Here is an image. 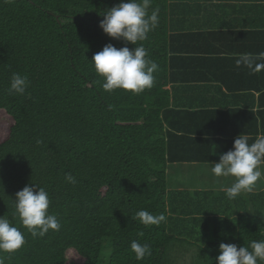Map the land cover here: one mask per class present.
Listing matches in <instances>:
<instances>
[{
	"label": "trees",
	"instance_id": "1",
	"mask_svg": "<svg viewBox=\"0 0 264 264\" xmlns=\"http://www.w3.org/2000/svg\"><path fill=\"white\" fill-rule=\"evenodd\" d=\"M119 3L0 0V216L26 239L4 254L5 264H176L185 243L171 240L184 242L187 233L145 226L133 219L138 211L184 222L231 213L225 191L207 201L170 193L167 170L213 164L239 134L249 143L264 134V71L235 64L241 54L264 55V0H151L159 24L139 43L159 70L140 94L103 90L91 61L108 43L135 47L100 27ZM13 73L30 81L23 95L9 92ZM34 184L48 192L49 212L62 225L37 238L15 215L16 193ZM259 199L235 237L221 231L235 238L230 244L264 240ZM133 241L148 244L151 255L137 260ZM219 254L210 246L201 264H217Z\"/></svg>",
	"mask_w": 264,
	"mask_h": 264
},
{
	"label": "clouds",
	"instance_id": "2",
	"mask_svg": "<svg viewBox=\"0 0 264 264\" xmlns=\"http://www.w3.org/2000/svg\"><path fill=\"white\" fill-rule=\"evenodd\" d=\"M150 6L151 0H120L119 4L104 13V18L100 21L103 31L110 37L123 40L126 44L131 43L135 47L132 49L127 46L117 48L112 43H108L101 51L93 55L91 61L95 72L104 80L103 90L112 92L116 89H123L140 94L154 86L155 73L158 72L159 65L149 58L148 50L142 43H139L147 40L148 34L159 24V9H153L149 13ZM235 64L238 68H247L252 74L259 73L264 71V55L241 54L236 58ZM29 84L30 81L26 75L13 73L9 92L23 95ZM250 139L251 137L247 134H239L234 139L233 149L223 153L219 161L213 163L211 171L214 176L235 178L234 183L225 190L229 200H235L242 193L252 192L253 195L244 198L260 201L254 196L264 191L263 188L259 192H253L257 181L262 176L260 166L264 164V134L258 135L252 143H249ZM65 180L72 184L76 183V178L70 174L65 175ZM49 207L48 192L37 184L26 185L16 193L15 215L33 238L43 237L50 230L59 231L61 229L60 220L49 212ZM228 214L234 215L232 212ZM246 214L239 216L242 218ZM241 218L235 224L240 225ZM133 219H138L145 226H158L166 222V216L163 213L153 215L147 210L138 211ZM260 219L264 223V219ZM213 237H204V240L211 242ZM25 243V234L4 215L0 216V264H5L7 257L4 254L15 253ZM230 243L231 240L223 242V240L215 239L214 243L204 245L202 251L210 246L219 245L220 254L217 257V264H260L264 262V240H253L248 246L240 247ZM131 250L137 260H143L145 256L151 255L150 246L146 243L133 241ZM200 254L197 255L194 251L187 264H193L194 255L198 264H201Z\"/></svg>",
	"mask_w": 264,
	"mask_h": 264
},
{
	"label": "crops",
	"instance_id": "3",
	"mask_svg": "<svg viewBox=\"0 0 264 264\" xmlns=\"http://www.w3.org/2000/svg\"><path fill=\"white\" fill-rule=\"evenodd\" d=\"M198 165H179V164H171L168 166L167 176H168V191L173 193L175 191H185L189 192L194 190V195L197 197L207 201L213 198H217L218 195L214 193L215 190L225 191L227 187H230L232 183H234V177H216L212 173L211 169L213 164H203V167H198L199 173L195 175L192 180L194 182L183 183V176L194 167L196 168ZM262 165L260 166V170ZM229 185V186H228ZM223 193V192H222ZM195 218L193 222H184V217H179L177 215H168L166 216V222H162L157 228H166L173 235L179 237L183 235L181 233H187V239L184 240H171L173 243H187L190 245H201L200 239L197 237H208L210 235L214 236L217 240H232L233 238H228V235L231 237H235L237 232L239 231L240 225L235 224L236 221L240 220V216L234 214L231 216L230 214H208V213H198L195 214L194 217H189L188 219L192 220ZM205 219L210 220L208 224L202 226V221ZM221 231L227 232L221 233ZM195 236V238H192ZM209 240H204V245L211 244ZM180 248V247H179ZM178 248V249H179ZM186 250H192L190 248H186ZM193 264H198V261L193 256Z\"/></svg>",
	"mask_w": 264,
	"mask_h": 264
},
{
	"label": "rangeland",
	"instance_id": "4",
	"mask_svg": "<svg viewBox=\"0 0 264 264\" xmlns=\"http://www.w3.org/2000/svg\"><path fill=\"white\" fill-rule=\"evenodd\" d=\"M198 167H203V164H200L198 165L196 168L194 167L192 170L188 171L184 176H183V183H189V182H194L192 180V178L197 175L199 173V170H198ZM262 172V176L261 178L257 181V184L256 186L254 187L253 189V192H259L261 191L263 188H264V169L261 170ZM169 181V179H168ZM194 194V190L190 191ZM220 191L218 190H215V194L219 193ZM259 198H264L263 197H259ZM201 199V198H200ZM247 201V202H246ZM260 201H251L249 199H245V198H239V199H236L234 201H229L227 200V203L230 204V211L234 214H237L238 216L243 214V213H246V211L248 209H252V206L254 204H257L259 203ZM215 206V205H213ZM255 211V210H254ZM257 212V211H256ZM258 213V212H257ZM258 217L260 218H263L264 219V210H262V214H256ZM210 222V220L208 219H205V221H202L201 225L202 226H205L206 224H208ZM263 228H264V223L262 224ZM212 237V235H210ZM201 245H188V244H185L186 246H188L187 248H190L192 250H186V248H183V247H186V246H183V247H180L179 249H176V253L174 254V257H175V261H176V264H187L189 262V259H190V255H192V253L194 251L197 252V255H199L203 248H204V237H201ZM212 243L215 242V237L212 238L211 240Z\"/></svg>",
	"mask_w": 264,
	"mask_h": 264
}]
</instances>
